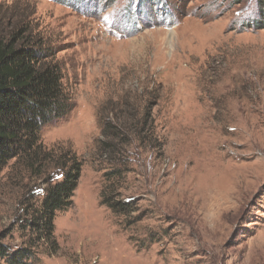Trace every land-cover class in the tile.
Wrapping results in <instances>:
<instances>
[{
  "label": "rangeland",
  "instance_id": "1",
  "mask_svg": "<svg viewBox=\"0 0 264 264\" xmlns=\"http://www.w3.org/2000/svg\"><path fill=\"white\" fill-rule=\"evenodd\" d=\"M59 52L75 108L46 124L82 174L55 218L57 246L23 229L40 180L0 176V245L26 264H264V20L257 0H0ZM259 19L258 23L257 20ZM261 20V21H260ZM153 104V145L123 147L119 216L101 203L100 117ZM121 148V147H120ZM0 264H6L0 260Z\"/></svg>",
  "mask_w": 264,
  "mask_h": 264
},
{
  "label": "trees",
  "instance_id": "2",
  "mask_svg": "<svg viewBox=\"0 0 264 264\" xmlns=\"http://www.w3.org/2000/svg\"><path fill=\"white\" fill-rule=\"evenodd\" d=\"M257 2L264 20V0ZM58 54L33 26L32 14L15 4L0 3V176L13 162L11 166L21 169L23 179L36 178L45 186L41 200L24 203L21 226L34 233V241L54 246L56 215L72 206L83 166L71 146L50 149L42 139L46 124L67 116L76 106L65 88ZM152 109L153 104L147 103L127 116L100 117L103 129L98 151L111 165L121 163L104 174L101 203L119 216L136 211L131 202L117 200L128 171L123 147L153 145L149 137L155 134ZM34 241L14 251L0 245V260L26 264L34 257Z\"/></svg>",
  "mask_w": 264,
  "mask_h": 264
}]
</instances>
